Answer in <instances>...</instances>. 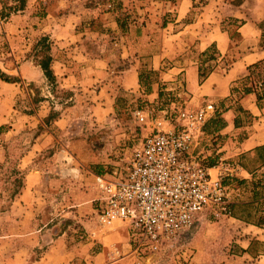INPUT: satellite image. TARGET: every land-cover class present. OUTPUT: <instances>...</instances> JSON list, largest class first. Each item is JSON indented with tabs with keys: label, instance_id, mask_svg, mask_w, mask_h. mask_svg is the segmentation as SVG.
I'll list each match as a JSON object with an SVG mask.
<instances>
[{
	"label": "rangeland",
	"instance_id": "1",
	"mask_svg": "<svg viewBox=\"0 0 264 264\" xmlns=\"http://www.w3.org/2000/svg\"><path fill=\"white\" fill-rule=\"evenodd\" d=\"M177 2L178 0H30L23 3L22 0H0V54L13 55L16 48L24 47V43L16 38L18 23L25 24L22 36L25 40L30 39V45L35 46L32 53L34 60L39 61L50 55L53 45L58 48L55 49L57 53L61 51V55L66 54V50L75 45L76 39H70V44H58L51 32L43 35V28L42 32L27 28L41 27L45 21L55 22L71 14L72 22L74 15L77 19V30L91 28L96 32L85 35L91 48L100 47L104 52H113L128 41L134 53L131 58L135 59L143 52L142 69L145 85L149 89H152L155 81H164L160 79V70L149 69V55L159 47H164L173 55L167 58L163 70L180 65L179 63L185 66L190 60L200 62L206 75L202 79L205 86L209 83L206 78L211 72H225L232 62L244 54L249 56L246 62L264 58V0H243L240 17L232 16L228 9L216 14L221 27L233 36L223 56L217 54L214 45L206 53L199 52L195 47L197 40L193 42L197 38H188L189 35H203L206 29L216 23L215 20L191 23L204 11L207 0H194L186 16L175 22ZM23 8L25 11H21ZM215 11L208 13L214 14ZM21 12L27 16L23 20L16 19L14 15ZM115 20L118 25L113 28L110 23ZM241 21L246 22L243 37L237 32ZM176 30L177 37L174 36ZM8 34L15 36L12 40L14 46ZM43 37L48 38L46 43L41 41ZM147 43L150 47H147ZM55 65L58 69L59 64ZM246 72L247 69L245 74ZM114 75L115 72L112 77ZM243 76L233 84L237 96L243 93ZM27 86L32 93V105L35 106L36 100L43 95L53 101L50 111L52 117L48 125L54 134L53 137L41 135L42 138L36 142L37 145H44V148H38V156L33 165L44 175L39 188L44 206L35 221V226L42 228L41 239L20 264H31L32 260L41 257L42 252L54 243L57 230L65 232V246L73 247L74 250L67 261L52 256L53 264H86L85 255L90 254L92 249L84 252L82 246L95 239L92 238L93 232L97 229H109L119 223L117 221L110 226H102L98 221L96 198L99 189L96 174L108 172L113 161L120 160L131 147L141 142L150 131V126L145 122H150L151 115L157 111V100H148L139 90L124 91L118 83L109 87L102 84L100 93H95L97 89L90 86L89 90L92 91L89 93L88 90L87 96L80 95L76 87H56L47 79ZM197 91L186 89L185 84L184 87L180 85L179 92L182 95L178 94L177 89L165 90L160 101L165 103L167 98L187 100L186 105L193 109L208 101L215 102L217 109L221 108L222 101L235 107L239 115L238 129L227 134H215L214 128L219 122L217 119H221L217 112L218 118L205 126L207 133L214 135L206 138L205 134L203 140H206V145L202 150L206 159L213 163L219 156L236 161L238 155L233 154V151H238L239 141L247 136L248 130L244 126L251 120L249 115L240 105V99L234 102L235 97L232 95L224 99L217 98V95H221L220 91L199 94L200 97L192 101V96ZM30 103L19 98L17 107L29 111L32 108ZM137 108L147 110L145 114L149 115L147 114L145 122L135 116ZM59 115L64 121L62 126L54 123V118ZM36 123V119L31 121V125ZM38 134V130H29L14 135L7 143L9 150L5 161L0 165V264H15L9 262L13 250L35 237L30 238L25 233L16 235L23 234V230L15 220L16 214L8 210L12 203L11 195L17 187L16 179L23 175L17 168L18 160ZM260 141H264V137ZM246 161L249 165H255L252 160ZM257 176L248 181L238 174L228 179L231 214L220 219L208 214L202 215L183 246L178 247L176 252L156 259L152 264H264V240L260 238L264 235V168L257 172ZM55 250L56 248L53 250L55 254H62Z\"/></svg>",
	"mask_w": 264,
	"mask_h": 264
},
{
	"label": "crops",
	"instance_id": "2",
	"mask_svg": "<svg viewBox=\"0 0 264 264\" xmlns=\"http://www.w3.org/2000/svg\"><path fill=\"white\" fill-rule=\"evenodd\" d=\"M25 1L28 3L30 0ZM193 2L194 0H178L176 5L177 12L174 19L175 22L186 16L189 11L188 8L193 5ZM243 4L244 3L235 4L228 0H207L203 7L204 11L197 15L191 23L197 22L198 20H215L216 23L209 29H206L203 35L197 37H193V35L188 36V38L191 39L197 38L193 42L195 43L197 40L195 47H197L199 52H205L209 47L214 45L218 55L223 56L225 54L230 46L231 37L230 33L221 27V21L216 19V14H218L220 10L226 11V9H228L231 11L232 16L240 17V7H242ZM21 11H25V9L23 8ZM209 11L215 12L214 14H209ZM14 16L16 19L23 20L27 15L21 12ZM70 17H72L71 14H67L55 22H53V20H49V23L45 21L44 25H41V27L33 26L32 28V26H29V28H27V30L31 31L35 28L40 32H42L41 28H43V35H46V32H51L57 39L56 43L58 44H66L67 42L70 44V39H76L75 45L67 49L66 54L61 55L59 53L61 51L57 53L55 51L57 47L55 48L54 45V49L51 48L50 50V55L52 56L51 67L57 79L56 87L61 86L62 88L71 89L76 87L80 95L83 94V96H87L86 94L90 86L97 89L95 93L96 91L100 93L102 84H106V86L109 87L116 86L118 83L124 91L139 90L148 100L155 101L163 97L165 90L177 89L178 94L182 95L179 92L182 81L186 89L198 90L196 95H191L192 101L200 97L199 94H209L211 91L215 93L220 91L221 95L216 96L219 99H224V97L232 95L235 97L234 102L240 99V105L251 119L244 126L248 130L247 136L239 141L238 151H233V154L238 155L236 162H238L240 166L237 174L241 178H246L247 181L248 179H255L258 177L257 172L264 168V141H260L261 138L264 137V108L261 109L258 107L255 93L240 94V96H237L235 90H233V84L245 74L247 66L254 62H246V59L249 57L248 55L244 54V56L232 62L225 72L215 74L211 72L206 78L209 80V83L205 86V83L199 77L200 62L190 60L185 66L179 63L180 65L172 66V68H168V70H163L168 60L167 58H171L173 55L164 47H159L157 51L149 55V69L153 71L160 70V79L164 81L163 83L155 81L152 89H146L140 80L141 73L143 72V65L141 62L142 54H144L143 52H140L137 58H131L134 53L131 51L127 40H125V43L127 41L126 44H121V48L113 52H104L100 47L91 48L85 35L87 33H94L95 31L91 30V28L77 30V19L75 15L73 16V20L74 22L76 21V23L72 22ZM44 20L46 19L44 18ZM110 24L113 28L118 25L116 20L113 23L111 21ZM245 24L246 22L238 28L242 37L245 35L243 31ZM71 27L72 29H70ZM24 28V23H18L16 38L24 43L25 48L14 47V49H16L13 55L0 54V70L12 79V81H6L0 76V165L5 161L9 150L7 143L14 135L25 133L29 130L39 131V136L34 138L18 160L17 168L23 174L24 182L8 210L16 214L17 217L15 220L17 224L21 226V230H23V234L19 233L16 235H24L25 233L26 236L30 235V238L35 236L32 240L21 244L13 250L9 262L15 264H20L22 260L26 259V257L29 256V252L33 250L41 239L40 232L42 228L35 226V221L37 220L39 211L44 206L42 192L39 189L43 183L44 175L38 168L33 167V165L38 156V148H44L43 143L41 146L36 144L37 140L42 138L41 135L47 134L53 137L54 134L51 127L44 121L51 114V104H53L51 98L47 97V95H43L36 100L35 106L32 105V93L27 85L41 83L42 80H46L47 78L39 65V61L33 58L32 53L35 46L30 45V39L25 40L22 36ZM174 36L177 37V30ZM121 37L124 40V36L121 35ZM185 37L187 36L185 35ZM8 38L14 46L12 40L15 39V36L8 34ZM147 47H150L148 43ZM56 63L59 64L58 69L56 68ZM114 72L115 75L112 77V73ZM146 72L148 71L146 70ZM78 91L76 94H78ZM91 91L90 89L89 93H91ZM116 96L117 94L115 93V97ZM19 98H24L27 102H31V110L19 109L17 107ZM185 102H187V100H185ZM224 103H226V105ZM47 105H49V108H46ZM220 105L221 108L218 109V117L221 119L220 121L217 119L219 122L217 127L214 128L215 132H213L215 134H227L233 129H238L235 125L238 114L235 107L223 101ZM33 119L37 120L35 125H31ZM213 121H215V118L209 120L207 124H211ZM63 122L60 115L54 118V123L59 126H62ZM212 135L214 134H208L206 131V138H211ZM205 145L206 140H203L202 147ZM246 160L254 161L255 165H249ZM114 162L115 161H113V163ZM102 173L103 172L97 174ZM260 176L263 175L261 174ZM118 222V224H115L109 229L95 230L93 232L94 237H92L95 239L82 246L84 252L92 249L90 254L85 255L86 264H134V256L130 252L132 245L130 242L129 228L126 223ZM86 231L89 232L88 229H86ZM64 234L65 232L60 233L57 230V236L53 238L54 243L42 252L43 255L41 257L32 260L31 264H53L52 256L53 258L56 257L60 258L62 261H67V258L73 252L74 248L65 246L66 237ZM260 238L264 240V235ZM54 248H56V252L61 251L62 254H60V256L58 253L55 254L53 251Z\"/></svg>",
	"mask_w": 264,
	"mask_h": 264
},
{
	"label": "built area",
	"instance_id": "3",
	"mask_svg": "<svg viewBox=\"0 0 264 264\" xmlns=\"http://www.w3.org/2000/svg\"><path fill=\"white\" fill-rule=\"evenodd\" d=\"M160 100L148 123L145 108L134 111L150 126L141 142L108 172L96 174L98 221L126 223L134 264H152L176 252L202 215H230L227 181L240 167L223 156L210 164L203 153L205 126L217 118L215 102L193 109L178 98Z\"/></svg>",
	"mask_w": 264,
	"mask_h": 264
},
{
	"label": "trees",
	"instance_id": "4",
	"mask_svg": "<svg viewBox=\"0 0 264 264\" xmlns=\"http://www.w3.org/2000/svg\"><path fill=\"white\" fill-rule=\"evenodd\" d=\"M22 1L24 3L25 0H22ZM241 3H243V0H242V2L235 3V4H241ZM241 22H242V24L245 23V21H241ZM260 28L262 29L261 25H260ZM237 32L239 33L238 29H237ZM230 37H231V39L233 38V36L231 34H230ZM47 40H48L47 37H43L41 39V41L43 43H46ZM48 47L50 48L51 46L48 45ZM203 53H206V51ZM51 62H52V56L47 55L44 59L39 60V65L43 69L46 78L53 85H56L57 79H56V75L54 74V71L51 67ZM246 69H247V72L242 78L244 81V87H243V91H242L243 93L242 94L255 93L256 97H257V105L259 108L262 109V108H264V58H261V59L257 60L256 62L249 64ZM203 71H204L203 65H201L199 68V77L201 80L204 79V77H206V75L204 74ZM0 76L6 81H12V79L9 76H6L1 70H0ZM144 78H145V76L142 72L141 76H140L141 83L143 86H145V88L149 89V87H146V85H145ZM51 117H52V114H50L44 120L46 124H48ZM238 119H239V115H237L236 120H235L236 126H239ZM219 121H220V119H219ZM208 162L210 164H213V162L210 160H208ZM16 180H17V187L11 195V202L14 200L16 194L19 192L20 188L23 186V182H24L23 181V175Z\"/></svg>",
	"mask_w": 264,
	"mask_h": 264
}]
</instances>
